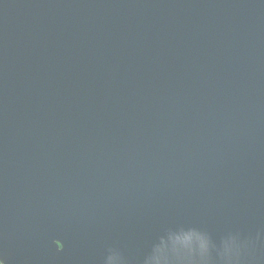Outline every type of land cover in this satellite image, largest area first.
<instances>
[{"label":"water","instance_id":"obj_1","mask_svg":"<svg viewBox=\"0 0 264 264\" xmlns=\"http://www.w3.org/2000/svg\"><path fill=\"white\" fill-rule=\"evenodd\" d=\"M0 264H264V0H0Z\"/></svg>","mask_w":264,"mask_h":264}]
</instances>
